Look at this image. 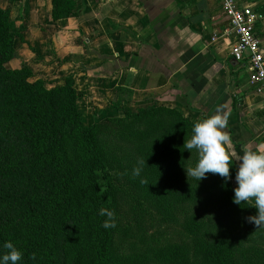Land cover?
Listing matches in <instances>:
<instances>
[{
    "label": "trees",
    "instance_id": "obj_1",
    "mask_svg": "<svg viewBox=\"0 0 264 264\" xmlns=\"http://www.w3.org/2000/svg\"><path fill=\"white\" fill-rule=\"evenodd\" d=\"M54 5V17L71 8ZM11 29L0 7V245L21 249L19 264H264V227L246 220L255 207L233 202L227 150L229 180L196 182L185 169L198 155L183 145L195 122L182 111L153 104L86 125L71 77L47 88L29 67L5 66L21 41ZM225 131L241 157L251 135L231 115ZM126 200L144 208L124 220ZM101 207L114 210L115 228L101 227Z\"/></svg>",
    "mask_w": 264,
    "mask_h": 264
},
{
    "label": "crops",
    "instance_id": "obj_2",
    "mask_svg": "<svg viewBox=\"0 0 264 264\" xmlns=\"http://www.w3.org/2000/svg\"><path fill=\"white\" fill-rule=\"evenodd\" d=\"M60 1L71 8L54 17V0H8L10 22L21 21L10 69L29 67L47 88L71 77L88 118L124 92L130 98L118 108L164 105L194 122L221 108L251 135L244 148L264 151V96L247 87L249 67L231 55L219 0ZM246 2L264 47V0Z\"/></svg>",
    "mask_w": 264,
    "mask_h": 264
},
{
    "label": "clouds",
    "instance_id": "obj_3",
    "mask_svg": "<svg viewBox=\"0 0 264 264\" xmlns=\"http://www.w3.org/2000/svg\"><path fill=\"white\" fill-rule=\"evenodd\" d=\"M229 115L228 111L217 108L214 114L195 122L191 137L184 141V148L189 152L194 149L198 155L196 164L185 169L186 175L194 178L196 182L206 178L208 173L218 174L224 181L230 178L231 156L226 151V145L231 138L225 131L228 127ZM145 164V160L138 159L136 166L131 170V175L140 176ZM235 181L233 202L237 205L247 203L255 207L256 214L247 217L246 220L256 227H264V151H244L239 158ZM98 214L104 217L101 223L103 229L116 227L114 210L101 207ZM0 247L6 250L0 252V264H19L22 261V250L11 240L3 242ZM31 258L35 260L36 254L33 253Z\"/></svg>",
    "mask_w": 264,
    "mask_h": 264
},
{
    "label": "built area",
    "instance_id": "obj_4",
    "mask_svg": "<svg viewBox=\"0 0 264 264\" xmlns=\"http://www.w3.org/2000/svg\"><path fill=\"white\" fill-rule=\"evenodd\" d=\"M221 12L228 21V31L235 44L231 55L249 67L248 88L264 96V47L256 34L258 12L246 0H219Z\"/></svg>",
    "mask_w": 264,
    "mask_h": 264
},
{
    "label": "rangeland",
    "instance_id": "obj_5",
    "mask_svg": "<svg viewBox=\"0 0 264 264\" xmlns=\"http://www.w3.org/2000/svg\"><path fill=\"white\" fill-rule=\"evenodd\" d=\"M0 7L3 8L4 10H10L11 9V5L8 3V0H0ZM11 23V26H12V29L11 31L14 33V34H17L18 32V28H20V24H21V21H18V22H10ZM20 39L19 38H16L15 41H19ZM6 67H8L7 63L5 65ZM9 68V67H8ZM248 87V86H247ZM130 98V94L128 92H124L122 94H119L118 95V99L114 102H116L115 104L117 105V107H110L109 108H106L105 110L101 111L99 114V118H96L93 116H91V118H88L87 116H82V119H83V122L86 124V125H91L93 123H97L99 122L100 120L104 119V118H114V117H118V118H122L124 116V111H135L137 110L138 108H135L133 110H128V109H124V108H118L119 105H120V101L121 99H129ZM150 106V105H149ZM78 107H79V111L81 112V114H83V111L80 107V105L78 104ZM148 107V106H147ZM113 109V110H112ZM86 110V109H85ZM179 110V109H178ZM107 113V114H106ZM103 114V115H102ZM105 114V115H104ZM187 117H190L189 115ZM226 150L232 154L233 153V149L232 147L230 146V143H228L226 145ZM124 191H125V188H124ZM122 195L123 192H122ZM121 196V195H120ZM131 203V202H130ZM127 200L125 201V203L123 204H119V208L121 209V213L123 214L122 215V218H124V220L126 219H132L133 217H135L140 211H141V208H144L143 206H134L133 203L130 204ZM126 211L129 213L127 214ZM150 222V221H149Z\"/></svg>",
    "mask_w": 264,
    "mask_h": 264
}]
</instances>
